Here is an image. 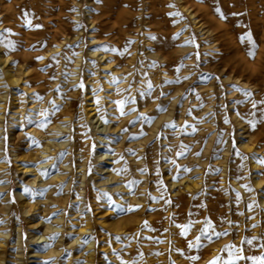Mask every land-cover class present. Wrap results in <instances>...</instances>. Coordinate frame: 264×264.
<instances>
[{
  "label": "rangeland",
  "instance_id": "obj_1",
  "mask_svg": "<svg viewBox=\"0 0 264 264\" xmlns=\"http://www.w3.org/2000/svg\"><path fill=\"white\" fill-rule=\"evenodd\" d=\"M251 1H219L226 19L213 21H228L231 41L221 29L199 30L177 0H163L165 21L147 0H62L61 9L59 0H4L0 264H209L217 256L224 264L229 244L244 256L264 253V148L254 149L250 123L264 127V104L252 107L264 100V69L249 72L264 12ZM245 33L251 42L241 41ZM232 54L244 71L229 72ZM190 221L198 223L181 235ZM86 222L91 233L79 234ZM48 225L62 230L49 237Z\"/></svg>",
  "mask_w": 264,
  "mask_h": 264
},
{
  "label": "bare ground",
  "instance_id": "obj_2",
  "mask_svg": "<svg viewBox=\"0 0 264 264\" xmlns=\"http://www.w3.org/2000/svg\"><path fill=\"white\" fill-rule=\"evenodd\" d=\"M148 1V8L149 10H151V13L152 15L155 17V18H158L161 17V20L162 21H165V19L162 17L163 16V7H164V2L163 0H147ZM220 0H177L178 4H179V7L180 9H182L184 12H186L190 18L193 19V22L194 24L196 25V27L199 29V30H204L205 32V28H211L212 30H219L221 29L223 31V34L226 35V38H229L231 41H232V35L233 33L229 30V24H228V21L226 22V25L222 24V25H217L214 21H213V16L214 15H218L219 17L221 16L220 14H223L224 16H226V13L224 11V7L221 5V3L219 2ZM257 1L256 4H254V7L256 8V10H258L260 13H262V11L264 12V0H252L251 1V4L254 3V2ZM4 0H0V17H2V20L3 21H6L8 20V15L6 13V8L8 9L9 7L7 6H4L3 3ZM19 2V1H18ZM16 2V3H18ZM59 7L61 9V6L63 5V2L62 0H59ZM10 3V2H9ZM14 3V2H13ZM15 4V3H14ZM17 6V5H16ZM10 7H11V4H10ZM19 7H17L18 9ZM21 8V7H20ZM219 9L220 12L218 13L216 11V9ZM13 9V8H12ZM26 10V9H25ZM19 12V11H18ZM126 12V11H125ZM123 13V12H122ZM264 15V14H263ZM122 16V15H121ZM125 16V15H124ZM23 19V18H22ZM57 20V19H56ZM58 21V20H57ZM3 23V22H2ZM59 23V22H58ZM10 24V23H9ZM8 24V25H9ZM58 25V24H57ZM7 27V25H6ZM264 30H262V33L260 34V38H259V44H258V48L256 50V56H255V62L253 64V66H249V72L252 73V74H256V75H259L262 71L263 68V64H264V33H263ZM232 46L236 47L237 44H234L232 43ZM228 49L230 48V45H227ZM239 47H236L235 51H234V54H238L239 52ZM230 55L229 57L226 58L225 60V65L227 67V69L229 70V72H242V70L244 71V67H242L240 64V62L238 64H235L234 63V59H233V55ZM14 79V78H13ZM11 80L12 82H14L15 80ZM93 110V109H91ZM258 118V117H257ZM256 128L254 129L255 131L252 132V137H253V140L254 142L256 143L255 145V148L254 149H261L263 150L264 148V127L262 128H258V126H255ZM60 128V127H59ZM104 131V130H103ZM101 131V132H103ZM105 132V131H104ZM53 144V143H51ZM44 148V147H43ZM48 148H46V151H43L44 153L45 152H49L48 151ZM246 149H249L250 147L247 148V146H245ZM50 153H52L50 151ZM49 155V154H48ZM102 156V155H101ZM45 157V156H44ZM104 157V156H102ZM100 157V158H102ZM107 157V156H106ZM50 162V161H49ZM44 164V163H42ZM42 164H39L36 166V168H41L42 167ZM45 165V164H44ZM47 165V164H46ZM45 165V166H46ZM54 165V164H53ZM66 168V167H65ZM49 170H52L53 169V166H50L48 168ZM66 170V169H65ZM26 170H24L25 172ZM83 173V172H82ZM36 176V175H35ZM52 178H59L60 182L63 180L62 179V176H53ZM34 182V180L32 181ZM85 198V196H84ZM73 201H78V200H73ZM264 202V200L262 201ZM117 206V205H116ZM106 211V210H105ZM61 221V217H59L58 219H56L54 221V223H58ZM52 223V222H51ZM59 226V225H58ZM57 226H54V225H48L46 226V230L49 234V237H54L55 236V233L56 232H59L61 231L62 229H58L56 228ZM52 229V230H51ZM54 229V230H53ZM69 229V232H70V229L71 228H68ZM48 230H51V231H48ZM91 228L89 227L88 223H84L83 226H79L78 228V232L79 234H90L91 233ZM44 235H41V236H38L37 238H40V237H43ZM48 237V235H47ZM45 240L42 239V240H39L38 242L39 243H43ZM77 241L76 238L72 240V243H77L75 242ZM47 242H49V240H47ZM42 245H46L45 244H42ZM94 245V238L93 236L91 235L90 237V240H89V244H88V247H92ZM88 248V249H89ZM208 260V259H206Z\"/></svg>",
  "mask_w": 264,
  "mask_h": 264
},
{
  "label": "snow or ice",
  "instance_id": "obj_3",
  "mask_svg": "<svg viewBox=\"0 0 264 264\" xmlns=\"http://www.w3.org/2000/svg\"><path fill=\"white\" fill-rule=\"evenodd\" d=\"M169 7H173V8H174L175 5H169ZM216 11H217L218 13L220 12V10H219L218 8L216 9ZM169 15H170V16H175V17H180V16H181V14H180L178 11H177V12H173V13H169ZM220 15H221V19H226V17H225L223 14H220ZM234 15H236V14H234ZM25 18H26V23H27L28 25L31 26V20L27 19V14H26V13H25ZM35 27H36V28H40V27H42V26H41V25H35ZM5 31H9V30H5ZM176 35L179 36L180 33H177ZM245 38H247V39L249 40V42H251V36H250L249 34L245 33L244 35H242V36L240 37V39H241L242 42H243V40H244ZM186 43H194V40H193V41H186ZM9 47H14V46L10 44ZM102 50L107 51V50H108L107 46H103V49H102ZM111 51H112V52H116L117 50H116L115 48H112ZM248 54H249L250 57L254 56V52H252V51H249ZM37 59H43V57H37ZM93 63H94V62H93ZM177 70H178V69H177ZM53 79H54V77H53ZM185 79H187V77H185ZM217 79H218V78H217ZM112 82L115 83V82H116V78H113V81H112ZM177 82H178V81H177ZM78 87L83 88V87H84L83 83L79 84ZM148 88H149V89L152 88V85H151L150 82H149V84H148ZM57 90H58V89H57ZM238 91L243 92V95H244L245 99H247V98H249V97L252 96V93H251L250 91L243 90V89H238ZM38 98H39V99H42V97H38ZM126 102H128V101H127V100H120V101H116V102H115V103L118 105V110L120 111L121 115H124V114H125L124 111H123V105H124ZM131 102L134 103L135 101L133 100V101H131ZM51 103H52L53 109L58 111V108H57V106L55 105V102L53 101V102H51ZM96 103H97V105L100 104V100H99V98H97ZM237 103H240V101H237ZM257 103L264 104V100H261V101H258V102H253L252 107H253V108H256ZM161 110H164V109H161ZM132 111H136V109H132ZM53 114H54V113H53ZM189 114H190V113H189ZM237 114L239 115V113H237ZM40 115H41V116H47V112H46V111H42V112L40 113ZM139 118L145 120L146 122H151V120H152V117H148V116H146L144 113H140V117H139ZM225 122H227V120H226ZM130 123H131V122H130ZM250 123H251L252 128L255 129V122H250ZM38 127H40V128H45V127H46V124H45V123H40V124L38 125ZM165 127H167V128H171V129H175V128L177 127V125H176L174 122H170V123L166 124ZM125 130H126V129H125ZM193 130H195V129H193ZM141 135H143V133H141ZM135 138H136V137H134V136H133V137H130V139H135ZM157 139H159V136H157ZM34 143H35V141H34ZM181 148H182V150H181L180 152L177 153V155H179V156L184 155V150H186V149L188 148V146H186V145H182ZM237 154H239V153H237ZM197 155H199V153H197ZM172 163L175 164V161H173ZM260 163H261V164H264V160H261ZM176 167H177V175H176V176H173V180H177V179L179 178V172H180V170H181L179 165H177ZM125 170H126V169H125ZM140 171H141V172H144V171H146V169H141ZM183 171L187 172V171H190V170L187 169V168H184ZM118 174H119V173H118ZM42 175H47V173H42ZM160 183H161V186H163V182L161 181ZM244 187H245L246 189L248 188L247 185H245ZM249 190H250V189H249ZM25 191L27 192V191H30V190L26 188ZM103 195H104V196H107L108 194H107V193H103ZM237 199H239V195H237ZM166 203H171V201H170V200H169V201H166ZM137 207H138V206H137ZM122 210H123V209H122ZM131 210H132V209H129V211H131ZM195 223H198V221H190V222H188V223H186V224H184V225H179L178 227H180V229H181V235H186V234L188 233V231L190 230V228H191ZM206 223H207L208 227L210 228V227H211V222H210V221H206ZM143 227H148V224H147L146 221L144 222ZM203 233H204V234L207 233V228H205V229L203 230ZM213 234H214L217 238H219V237H221V236H223V235H226L227 233H226V232H224V233H221V232H214ZM208 238L211 239V237H208ZM116 239L119 240L120 237H116ZM256 239H257V237H252L251 239H244V240L241 241V244H248V245H251V244L253 243V241L256 240ZM199 241H200V237H197V238H196V244H199ZM193 246H195V245H194L193 243H191V242H190L189 245H188L189 248H191V247H193ZM229 249H231V250H233V251L230 252V254H229V258H228L227 261L224 262V264H235V261H238V260H250V261H252V264H264V253H262V254L259 255V256H250V257H248V256H244V255L242 254L243 249L236 248L235 245H232V244L226 245L225 248L222 249V250H229ZM140 255L142 256V254H140ZM190 259L195 261V260H198L199 257H197V256H192V257H190ZM220 259H221V258H220L219 256H217V257H215L212 261H210L209 264H218V262L220 261ZM121 264H126V262L122 261ZM132 264H136V260H135V259L133 260Z\"/></svg>",
  "mask_w": 264,
  "mask_h": 264
}]
</instances>
